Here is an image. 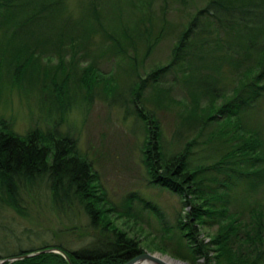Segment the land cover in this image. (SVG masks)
Returning a JSON list of instances; mask_svg holds the SVG:
<instances>
[{"label":"trees","instance_id":"obj_1","mask_svg":"<svg viewBox=\"0 0 264 264\" xmlns=\"http://www.w3.org/2000/svg\"><path fill=\"white\" fill-rule=\"evenodd\" d=\"M66 1L0 0V53H7L9 64L22 74L39 68V59L49 63L56 57L63 77V85H54L58 100L67 93V81L73 76L87 99H92L98 77L106 86L103 90L109 91L112 79L103 78L96 62L104 54L115 58L117 66L132 68L135 80L127 100L132 105L143 106L151 98L163 100L166 91L158 83L170 72L182 73L193 100L190 108L184 107V122L195 135L184 141L179 152L169 157L164 153L153 111L144 112L143 107L136 111L145 123L142 162L150 182L180 197L187 208L175 226L177 250L170 253L188 264H264V192L251 197L264 188V139L259 128L247 126L249 113L264 99V0H201L193 10L188 8L185 23L175 27L162 19L158 29L144 12L153 0H126L132 10L125 23L124 11L111 6L105 10L102 0L82 1L80 16L73 20ZM169 28H178L169 58L140 75L136 55L142 51L144 58L149 55ZM88 58L93 62L80 69ZM148 89L154 92L147 97ZM218 98L223 99L220 106ZM221 120V130L209 131ZM213 140L221 156L210 165H192L194 148L209 147ZM75 146L69 136L48 143L37 128L20 136L0 122V198L19 211L20 192L34 193L42 185L56 208L78 206L99 242L96 248L79 250L62 244L20 250L0 256V261L39 254L4 264H124L144 252L139 238L114 225L109 216L114 210L99 176ZM221 189L234 191L223 194ZM234 204L230 213L228 207ZM213 226L216 229L210 231Z\"/></svg>","mask_w":264,"mask_h":264},{"label":"rangeland","instance_id":"obj_2","mask_svg":"<svg viewBox=\"0 0 264 264\" xmlns=\"http://www.w3.org/2000/svg\"><path fill=\"white\" fill-rule=\"evenodd\" d=\"M82 1L84 0L66 1L73 20L80 16L79 6ZM102 1L105 10L110 9L109 6L121 8L124 11V15H120L123 17L122 21H127V13L132 8L125 5L126 0ZM200 1L166 0L164 3L163 0H153L149 11L144 12L146 16L150 14L156 29L160 27L162 19L178 27L185 23L188 8L193 10L200 5ZM177 31L178 28H169L166 38L145 58L143 51L136 55L134 62L139 66L135 69L139 68L140 75L167 61ZM93 40L97 41L98 37H93ZM129 55L134 56L132 51ZM107 58V54H104L96 62L103 78L112 79L109 91L103 90L106 86L101 81L102 78L98 77L91 84L92 99H87L85 90L79 87L73 76L67 81V93L58 100L53 92L54 85H63V77L57 69L56 57L49 63L39 59V68L33 71L27 69L22 74L9 64L7 53H0V122L5 121L20 136L37 128L48 143L60 136L73 138L77 152L86 155L99 176L106 200L114 210L109 214L114 225L128 231L130 236L139 238L144 252L180 260L171 253L177 250V219L185 215L187 208L183 206L180 197L150 182L142 162L145 123L137 117L136 111L143 107L144 112L155 113L163 135L162 148L169 157L179 152L184 141L195 135L187 129L188 124L184 122L186 114L183 113L184 107L190 108L193 105L192 96L182 82L183 74L170 72L158 83V87L166 91L163 100L151 98L143 102V106L140 102L132 105L127 101L130 99L129 88L135 80L130 71L132 68L126 64L117 66L115 58ZM68 59L66 56V60ZM91 61L88 58L80 69ZM67 73L72 74L71 69H67ZM223 73L221 82L224 84L227 68ZM53 76L57 79L51 80ZM150 92L153 93L154 90L148 89L145 96L148 97ZM200 103L201 106L204 105V101ZM222 103L223 99L218 98L216 105L220 106ZM222 126L221 120V123L214 125L209 131L218 132ZM247 126L259 128L264 139V99L256 110L249 113ZM206 139V135L201 138L202 141ZM211 143L209 147L198 145L194 148L192 165H210L221 156L218 142L213 140ZM209 176L214 177L211 171ZM217 184L220 185L219 182ZM223 189L219 192L232 194L234 191ZM262 192L264 188L256 189L250 194L252 198H256ZM18 202L19 211L0 198V256L42 245L62 244L68 250L96 248L99 245L98 240H94L96 231L89 227L88 218L82 210L76 205L70 210L65 204L56 208L51 204L49 192L42 185L34 193L22 190ZM235 209V204L228 207L230 213ZM215 229L216 226H213L209 230ZM158 247L166 250V253L159 251Z\"/></svg>","mask_w":264,"mask_h":264},{"label":"water","instance_id":"obj_3","mask_svg":"<svg viewBox=\"0 0 264 264\" xmlns=\"http://www.w3.org/2000/svg\"><path fill=\"white\" fill-rule=\"evenodd\" d=\"M43 252H48V251H43ZM54 252L55 253H60L58 251H54ZM37 254H39V252L28 254V255H25L23 257H16V258H13V260H18V259H22V258L32 257V256H35ZM148 262L151 263V264H169V263H166L165 261H162L160 258L156 257V254H150L148 252H143V253L135 256L134 258H131L130 260L126 261V263H124V264H145V263H148ZM174 262L185 264V263H183L181 261H178V260H174ZM1 263L2 262H0V264Z\"/></svg>","mask_w":264,"mask_h":264},{"label":"bare ground","instance_id":"obj_4","mask_svg":"<svg viewBox=\"0 0 264 264\" xmlns=\"http://www.w3.org/2000/svg\"><path fill=\"white\" fill-rule=\"evenodd\" d=\"M156 257L160 258L162 261H165L166 263H169V264H181V263H178V262H174L175 259H172L169 256H161L160 254H156ZM5 261L6 262H13L15 260H13V258H10V259H5ZM178 261H180V260H178ZM183 263H185V262H183ZM145 264H151V263L148 262V263H145Z\"/></svg>","mask_w":264,"mask_h":264}]
</instances>
